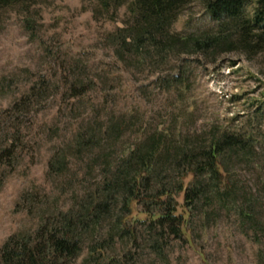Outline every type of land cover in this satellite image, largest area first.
I'll return each mask as SVG.
<instances>
[{
	"label": "rangeland",
	"instance_id": "374dc122",
	"mask_svg": "<svg viewBox=\"0 0 264 264\" xmlns=\"http://www.w3.org/2000/svg\"><path fill=\"white\" fill-rule=\"evenodd\" d=\"M138 1L0 6V264L10 239L33 247L70 220L81 244L63 264H264V30L243 40L183 0L155 47L137 38ZM190 38L221 42L203 53ZM226 137L243 145L221 156V183L183 163ZM137 174L179 213V186H202L184 236L151 224L154 206L125 208Z\"/></svg>",
	"mask_w": 264,
	"mask_h": 264
},
{
	"label": "trees",
	"instance_id": "16d2710c",
	"mask_svg": "<svg viewBox=\"0 0 264 264\" xmlns=\"http://www.w3.org/2000/svg\"><path fill=\"white\" fill-rule=\"evenodd\" d=\"M14 1L21 0H0V6L12 4ZM183 0H139L134 5V13L137 15L141 30L137 31V38L146 37L148 41L155 47H160L161 43L168 40L169 34L167 28L173 20V15L179 4ZM185 1V0H184ZM201 4L210 19L215 22L227 23L223 32L229 29H236L243 40L246 39L249 28L264 30V0H200ZM251 8V15L245 16L246 9ZM222 32V33H223ZM264 33V32H263ZM231 33H229V36ZM264 36V35H263ZM226 38L227 35H225ZM183 41V40H182ZM221 40L219 38H190L184 40L182 47L188 48L190 51H199L207 53L213 48H217ZM252 46V44H249ZM255 48L263 47L262 44L256 42ZM252 49V47H251ZM156 143L146 151L138 160L139 168L148 171L150 164H153L162 155V150ZM241 140L234 137H226L221 142L212 143L208 150H202L198 154L191 156L183 155L182 160L189 168H194L195 172L208 173L210 179L221 183L224 169L221 162V156L233 148L242 146ZM171 151L168 152L170 154ZM178 158V157H177ZM176 158V159H177ZM175 159V160H176ZM158 162V161H157ZM203 162V165L200 164ZM193 173L192 170L189 171ZM189 173H187L188 176ZM143 175L137 174L132 182L124 181L122 186V197L125 208L130 211L131 205L139 207L147 203L154 206V210L148 212L151 224L169 231L170 235L178 238L184 236L187 230V221L189 218L190 208L194 206L196 200L200 198L202 186H193L190 188L181 184L177 193L183 194V212L179 213V204L173 200V196H169L170 192L165 188L155 190L148 196H143L140 192ZM145 179H147L145 177ZM190 185V184H189ZM157 207V208H155ZM156 209V211H155ZM187 214V218H186ZM72 221L59 228L58 231L49 236L41 235L42 242L33 247L25 244L23 246L11 247L13 242L10 239L3 248L1 258L3 264H63L65 261L73 258L80 246V237L76 230L70 227ZM73 225L78 228L75 223ZM79 226V225H78ZM40 234V233H39Z\"/></svg>",
	"mask_w": 264,
	"mask_h": 264
}]
</instances>
